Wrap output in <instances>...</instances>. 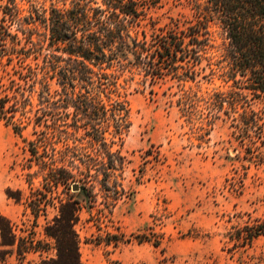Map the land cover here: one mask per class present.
<instances>
[{
    "label": "trees",
    "instance_id": "16d2710c",
    "mask_svg": "<svg viewBox=\"0 0 264 264\" xmlns=\"http://www.w3.org/2000/svg\"><path fill=\"white\" fill-rule=\"evenodd\" d=\"M157 1L72 0L66 9L51 7L47 16L44 9L42 14L35 11L46 27L50 52L40 60L41 48L24 27L33 17L20 18L16 0H0V121L24 143L28 157L23 166L36 168L26 173L24 198L19 190H4L7 199L22 204L26 219L18 226L0 213V264L11 257L22 264L30 254L36 255V264H81L80 196L95 202L100 193L110 213L122 192L119 180L126 159L120 147L131 121L116 67L149 83L165 77L193 82L210 47L211 26L226 41L221 77L230 84L203 104L209 114H234L232 126L250 144L248 158L264 162L259 151L264 106L255 110L249 102H264V0H193L195 19L190 24L158 28L146 37L137 28L145 6ZM13 25L17 29L11 30ZM200 101L190 88L177 100L185 114L197 111ZM28 125L33 139L23 137ZM150 152L145 155L153 156ZM37 178L39 187L33 185ZM48 209L54 210L50 217ZM260 236L264 217L230 238L250 244Z\"/></svg>",
    "mask_w": 264,
    "mask_h": 264
},
{
    "label": "rangeland",
    "instance_id": "374dc122",
    "mask_svg": "<svg viewBox=\"0 0 264 264\" xmlns=\"http://www.w3.org/2000/svg\"><path fill=\"white\" fill-rule=\"evenodd\" d=\"M71 2L16 0L20 18L33 17L24 27L41 48L40 60L50 52L46 27L35 11L42 14L44 9L47 16L51 7L66 9ZM194 13L193 0H158L145 6L137 31L148 37L158 28H183L195 19ZM15 29L16 25L11 26ZM209 30L210 47L193 82L165 77L149 83L135 72L116 67L131 121L120 147L126 159L119 180L122 192L110 213L100 193L95 202L80 196L81 264H264V236L250 244L230 238L238 228L264 217V162L248 158L250 144L232 126L234 114H209L203 104L230 84L221 77L224 35L215 26ZM189 88L201 101L197 111L185 114L177 100ZM249 102L255 110L264 106L260 100ZM212 113L216 118L211 119ZM31 133L32 125H28L23 137L33 139ZM147 150L153 156L145 155ZM259 151L264 155V144ZM156 152L158 160L154 161ZM27 157L22 140L0 121V213L18 226L26 219L23 206L7 199L4 190H19L23 198L27 195L26 173L36 169L23 166ZM40 180L34 179L33 185L39 187ZM53 213L47 210L48 217ZM42 224L40 218L37 233ZM36 263V255L30 254L22 264ZM6 264L18 263L11 257Z\"/></svg>",
    "mask_w": 264,
    "mask_h": 264
},
{
    "label": "water",
    "instance_id": "95a60500",
    "mask_svg": "<svg viewBox=\"0 0 264 264\" xmlns=\"http://www.w3.org/2000/svg\"><path fill=\"white\" fill-rule=\"evenodd\" d=\"M78 190V186L77 185H73L72 187H71V191L72 192H76Z\"/></svg>",
    "mask_w": 264,
    "mask_h": 264
}]
</instances>
